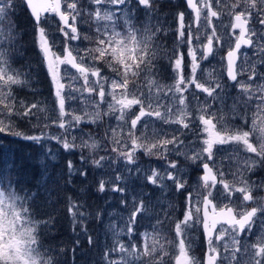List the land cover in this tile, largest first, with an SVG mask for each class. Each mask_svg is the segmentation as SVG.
<instances>
[{
    "label": "snow or ice",
    "instance_id": "obj_1",
    "mask_svg": "<svg viewBox=\"0 0 264 264\" xmlns=\"http://www.w3.org/2000/svg\"><path fill=\"white\" fill-rule=\"evenodd\" d=\"M185 2L190 22L185 12L176 14V47L168 49L157 0H0V141H30L53 162L59 150L52 141L78 150L83 164L111 173L97 191L120 194L129 210L108 213L110 242L100 245L85 221L102 220V212L93 216L67 197L72 230L80 231L71 249L53 247L46 239L55 217L34 209L39 186L22 188L15 165L0 158V264H67L69 251L76 264L81 235L102 248L99 264H264V0ZM20 12L32 18L54 89L50 102L18 95L34 91L31 69L17 67ZM45 13L58 17L54 32ZM224 15L230 22L221 35L213 20ZM55 32L63 36L59 51L50 41ZM225 48L223 72L205 76L201 64ZM169 69L172 83L162 80ZM189 134L194 140L186 144ZM138 153L155 156L162 168H142ZM66 168L69 184L73 175H88L71 160ZM188 168L200 172L193 184ZM133 179L160 196L135 192ZM168 193L183 197L179 215ZM53 203L49 194L46 205ZM197 232L206 244L203 261L190 255Z\"/></svg>",
    "mask_w": 264,
    "mask_h": 264
},
{
    "label": "trees",
    "instance_id": "obj_2",
    "mask_svg": "<svg viewBox=\"0 0 264 264\" xmlns=\"http://www.w3.org/2000/svg\"><path fill=\"white\" fill-rule=\"evenodd\" d=\"M162 9V6H161ZM17 25L21 32L19 38V54L17 56V67L25 65L31 69L33 75L32 89H24L18 92L21 98L29 101L53 100V86L47 74L46 67L42 64L41 55L36 44V33L32 18L27 12H20L17 16ZM163 21V20H162ZM172 25L173 22H172ZM168 71V70H167ZM0 158L6 162L15 165V172L20 180V186L25 190L37 191L39 186V200L34 209L36 215L46 216L49 212L55 217V224L49 233L46 243L53 247L59 246L65 249H71L79 233L72 230V223L66 211L67 197H72L79 203L83 204L88 212L94 210L96 205L101 207V198L93 184V167L85 165L80 160V152L61 151L55 162L48 161L46 165L39 159L41 147L30 141H25L13 137H8L0 141ZM86 154V153H85ZM71 160L76 168L86 167L88 175L86 177L78 174L73 175L72 182L66 183L67 179V161ZM47 166V173L42 175L44 168ZM45 188L47 191H45ZM51 195L53 205H46V197ZM177 215L179 213L177 212ZM89 233L92 228V218L85 221ZM92 235V234H91ZM81 244L76 249V264H85L93 262L96 251L92 250L85 241L83 235L80 236ZM98 249L97 247L95 248ZM72 253L69 251L67 264H73Z\"/></svg>",
    "mask_w": 264,
    "mask_h": 264
},
{
    "label": "rangeland",
    "instance_id": "obj_3",
    "mask_svg": "<svg viewBox=\"0 0 264 264\" xmlns=\"http://www.w3.org/2000/svg\"><path fill=\"white\" fill-rule=\"evenodd\" d=\"M178 1H180V0H177L176 3H178ZM227 2L231 3L232 0H227ZM158 5H159L158 11H159V14H160L159 15V19H160L161 23L164 25V27L166 29H168L167 34L163 37L162 43L165 45L166 48L172 49V48L176 47L175 30H176L177 25H175V27H174V25L170 24L169 20L166 21L164 19L163 15H161V12H163L165 14L168 11L166 9L171 7L170 0H159ZM161 6H162V9H161ZM46 18H47V21H48L46 27L49 30L54 32L55 28H56L57 19L54 16H52V15H48V16H46ZM155 22L156 21L153 20V23H155ZM189 22H190V17H189L188 23ZM229 22H230V18L227 15L222 16L220 20H216V19L213 20V23L217 26V32L219 34H221V35H224L225 32L228 31V29L225 28L224 26L228 25ZM53 38L56 40V48L54 50L59 51V49L62 47L63 36H62V34H60L58 32H55L54 37L50 36V41ZM70 43H71V45L73 47H75L77 45H79L81 47L84 46V44H82L80 41H71ZM84 43H86V42H84ZM182 50L186 51V49H182ZM249 53L251 54V50L250 49H249ZM221 54L223 55V53L220 52L219 55H216L214 58L210 57L208 61H204L201 64V70H205L204 71V75L205 76L207 75V71L206 70H208V69H211V70H213L214 72H217V73H222L223 72V68L221 66L223 62L220 60V56H222ZM185 62L187 64V57L185 58ZM162 63L163 64H167V60L162 61ZM61 67L63 68L64 66H61ZM185 74L186 75L188 74V68L187 67L185 68ZM197 75L198 76L200 75V71H198ZM171 76H172V73H171L170 69L168 71L163 72V76H162L163 82L172 83ZM224 82L229 84V85L232 83L231 81H227L226 77H225ZM228 92L232 96H235L236 93H237V90L235 88L229 87L228 88ZM189 99L191 100V97H189ZM201 99H203V95H201ZM229 103H231V101H229ZM92 127L95 128V125H93ZM157 127L158 128L160 127L159 123H157ZM163 127L165 129H168L169 126L165 125ZM52 131H57L54 126H53ZM182 138H184V137H182ZM188 140H194V137L191 134H189L188 137L185 139V143L186 144L188 143ZM49 147H51L53 149V151L59 150L58 155H59V153L61 151H64L60 147V145H58L55 141H52L49 144ZM99 154L103 155V152H101ZM138 155H139V164L144 169L162 168V166L164 164L163 161L158 160L155 156L149 157V156L143 155V153H138ZM39 159L44 162V165H46L47 162L50 161L47 158V156L45 155V149L41 148V153H40ZM182 159L183 158L181 157V160ZM187 171L189 173V177H188L189 178V183L190 184L195 183L196 180H197V177L200 175V172L198 170L197 171H193L192 168H188ZM260 174L264 175V173H260ZM109 175H111V173H105L104 170L93 168V178H94V181H95V182H93V184L95 186V190H96L97 194L100 197L103 196V199L101 198V200H102L101 207L102 206L103 207L100 208V206L96 205L97 208H95L94 210L91 211V213H93V216H94L95 212L97 210H100L102 212V220L97 221L96 219L92 218V228H91L90 232H92L91 234H92V236L94 238L98 239L100 245H103L104 243L110 242V235L109 236L105 235V231H106L105 225L110 219L109 216H108V213L116 211V212H119V213H123L125 216H127L128 211H129L128 209L122 208L120 206V203H119L120 194L112 193L110 191H106L104 193H101V192L97 191L98 181L101 178L107 179ZM228 178L231 179V177H228ZM131 185H132V188L135 189V192H139V191L143 190L149 196L152 197L153 201H155L156 198L160 196V192L158 190L154 191L153 190V186H151V185L145 186L143 181H141V180L133 179L131 181ZM167 200H171L172 202L177 204V206H178V211L177 212L179 213V206L182 203L183 197L176 196L173 193H168L167 194ZM167 200L165 201V206L167 205ZM147 224H148L147 220L143 221L139 230L141 232H143L144 229H145V226ZM195 236H196V240H195V243L193 245V249H192V252L190 253V255H194L197 259H200L202 261L203 246L201 244H199V242L201 241V237H200L201 234L199 232H197V233H195ZM249 239H251V237ZM90 248L92 250L96 251V256H95V259H94L93 262L85 263V264H94V262H95V264H99V256H100V254L102 252V248L101 247H97L98 248L97 250L95 248H93V247H90Z\"/></svg>",
    "mask_w": 264,
    "mask_h": 264
},
{
    "label": "flooded vegetation",
    "instance_id": "obj_4",
    "mask_svg": "<svg viewBox=\"0 0 264 264\" xmlns=\"http://www.w3.org/2000/svg\"><path fill=\"white\" fill-rule=\"evenodd\" d=\"M158 2H159V0H157V3ZM176 2H177V0H175V1L174 0H170L171 7L166 9V10H168L167 13L164 14L163 12H161V15H163V17H164V19L166 21L169 20V22H170L171 25H172V22H173L174 27H175V25H177V17H176V14L178 12H181V10L183 12H185V23L186 24L189 21V17H190L189 14L191 13V10L190 9H187L184 0H180V1H178V3H176ZM157 13H158V16H159L160 14H159L158 9H157ZM139 15H140V18L143 19V15H144L143 12L139 13ZM226 50L227 49L225 48L224 50L221 51V53H223V55H224L225 52H226ZM200 237H201V241L199 242V244H201L203 246V251H204V252L202 251V261H203L204 255H205V252H206V244L204 242L203 236L201 235Z\"/></svg>",
    "mask_w": 264,
    "mask_h": 264
},
{
    "label": "water",
    "instance_id": "obj_5",
    "mask_svg": "<svg viewBox=\"0 0 264 264\" xmlns=\"http://www.w3.org/2000/svg\"><path fill=\"white\" fill-rule=\"evenodd\" d=\"M185 1V0H184ZM186 3V2H185ZM46 14V13H45ZM58 18V17H57ZM204 258H205V255H204Z\"/></svg>",
    "mask_w": 264,
    "mask_h": 264
}]
</instances>
